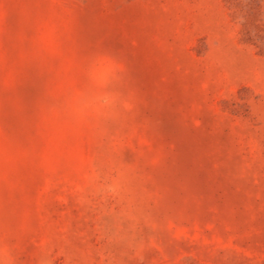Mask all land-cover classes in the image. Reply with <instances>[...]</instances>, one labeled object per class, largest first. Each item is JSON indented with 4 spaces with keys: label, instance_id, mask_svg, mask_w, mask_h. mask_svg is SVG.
Masks as SVG:
<instances>
[{
    "label": "rangeland",
    "instance_id": "1",
    "mask_svg": "<svg viewBox=\"0 0 264 264\" xmlns=\"http://www.w3.org/2000/svg\"><path fill=\"white\" fill-rule=\"evenodd\" d=\"M52 2L0 0L4 27L31 37ZM56 3L64 60L116 53L136 103L60 135L62 60L23 71L0 105L12 264H264V0Z\"/></svg>",
    "mask_w": 264,
    "mask_h": 264
},
{
    "label": "clouds",
    "instance_id": "2",
    "mask_svg": "<svg viewBox=\"0 0 264 264\" xmlns=\"http://www.w3.org/2000/svg\"><path fill=\"white\" fill-rule=\"evenodd\" d=\"M65 23L63 14L57 11L56 0L28 38L8 32L0 16V89L8 94L0 99V105L12 102L11 93L28 66L37 61L61 59L64 71L58 76L56 90L63 99L49 109L48 116L60 135L117 120L136 103L127 81V66L116 53L96 49L71 62L64 60L60 32ZM10 147L0 130V159ZM0 264H12L10 248L4 239H0Z\"/></svg>",
    "mask_w": 264,
    "mask_h": 264
}]
</instances>
